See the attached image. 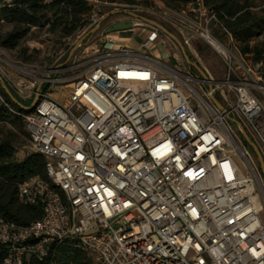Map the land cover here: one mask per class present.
<instances>
[{
    "label": "built area",
    "instance_id": "obj_1",
    "mask_svg": "<svg viewBox=\"0 0 264 264\" xmlns=\"http://www.w3.org/2000/svg\"><path fill=\"white\" fill-rule=\"evenodd\" d=\"M84 1L91 7L85 27L99 23L102 1ZM155 4L158 10L140 5L137 12L160 18L183 47L191 49L193 38L210 45L225 63L223 78L204 71L201 79L151 54L164 43L152 26L137 47L113 46L112 32L103 31L67 60L19 71L18 79L3 70L0 53V82L18 97L32 99L41 81L33 110L22 117L32 150L46 159V178L31 175L17 190L23 204L42 206L41 217L25 226L0 217V264H24L68 238L94 264H264L258 164L230 125L240 122L264 160L262 62L241 54L228 31V45L212 36L214 15L202 0L178 10ZM191 82L204 86L194 101ZM51 85H67L66 94L58 90L63 101L51 96Z\"/></svg>",
    "mask_w": 264,
    "mask_h": 264
},
{
    "label": "trees",
    "instance_id": "obj_2",
    "mask_svg": "<svg viewBox=\"0 0 264 264\" xmlns=\"http://www.w3.org/2000/svg\"><path fill=\"white\" fill-rule=\"evenodd\" d=\"M109 3H133V0H107ZM147 1V0H145ZM167 7L178 10L187 0H160ZM206 10L214 15L213 24L228 31L238 44V51L247 54L253 62H262L264 78V0H202ZM91 7L84 0H12V6L0 7V22L11 29L0 35V46L12 49L18 46L31 28L54 33L58 39L72 38L77 31L88 25L86 15ZM147 16L148 14H142ZM156 21V20H155ZM172 31L163 21L159 22ZM161 36L166 37L159 32ZM44 89V86H42ZM20 102L19 97L12 91ZM21 103V102H20ZM29 113L13 102L3 91L0 82V217L19 226H25L41 217L40 204L27 205L20 202L18 185L31 175L45 179V157L33 150L21 158L15 156L14 138L7 133L28 137L22 115ZM9 126L4 134L3 129ZM242 142L247 145L240 133ZM253 154L251 148L249 147ZM255 156V155H254ZM256 161V157H255ZM62 200L63 193H59ZM6 247L0 244V261ZM24 264H94L92 255L77 238L51 242L41 257L30 256Z\"/></svg>",
    "mask_w": 264,
    "mask_h": 264
},
{
    "label": "rangeland",
    "instance_id": "obj_3",
    "mask_svg": "<svg viewBox=\"0 0 264 264\" xmlns=\"http://www.w3.org/2000/svg\"><path fill=\"white\" fill-rule=\"evenodd\" d=\"M102 4L99 5L95 11L96 17L99 21V28L92 32L90 35H88L86 38L81 40V46L76 47V49L73 51V53H78L83 47H86L87 45H90L94 40L103 33L104 28L110 24L108 22V18L111 16H115L116 18H119L120 20L128 19V16L121 12H115L116 10H125L126 6H133L132 8H127L134 10L135 13L142 15V13L137 12L138 7L140 5H150L148 7L155 6L156 10H158V6L155 4V0H133V3L127 4V3H109L107 0H101ZM105 2V3H104ZM158 8V9H157ZM159 13L162 14L163 10H159ZM144 16V15H142ZM147 18H151L153 20H156L157 22H162V20L155 15L148 14L145 16ZM136 22V20H134ZM112 23V22H111ZM95 25V24H94ZM94 25L84 27L83 29L76 32V34L72 38H62L58 39L54 33H50L46 31V27H43L42 29L38 30L36 28H31L29 33L21 40V42L12 49H7L2 46H0V53L2 54V57L5 61V63L2 65L3 70L9 74L12 78L18 79L22 76L19 71H27V69H32L35 67L38 68H48L50 66H53L57 63L63 62L67 60L68 53L70 49L73 47L74 43L91 27ZM149 24L142 22L140 25H136L135 29L130 28L126 32L130 35V37L133 39L132 41L135 43H140L149 28ZM11 29V25L5 22H0V35L4 34L5 32L9 31ZM172 30V29H171ZM174 35L175 32L171 31ZM209 32L212 34L213 37H215L218 41H220L222 44L228 45L229 39L226 33H223V30L218 27L217 25L210 23L209 24ZM166 36V35H165ZM176 36V35H175ZM177 37V36H176ZM163 45L158 48V46H152L150 53L151 54H157L159 58H161L163 61L173 65L174 67L181 68L182 71H188L190 75L195 76L197 70L194 68L193 65H189L186 63L184 55L182 54V51L179 49V47L175 44V42L169 38L168 36L163 37ZM191 42V49H188L186 46H184V51L190 58L193 64L199 65L204 71H206L205 68L209 70V74L214 79H221L225 75L226 66L222 59V57L206 42L198 39L193 38L190 40ZM237 49L238 44L234 41ZM68 49V52L65 50ZM193 50V52H192ZM156 51V53H155ZM234 52H236L234 50ZM50 93L51 96L58 99L59 101H63V97L58 94V90L62 89V91L66 94L67 91V85H51L50 86ZM190 87L192 89L191 92V99L194 101V99H199L200 96L203 95L204 86L197 85L194 82L190 83ZM20 102L23 106L27 107L31 104L32 99H22L20 98ZM230 125L234 131L235 134L238 135V128L234 124V122L230 119ZM10 128L7 126L3 129L4 134L8 131L7 129ZM7 133L10 138H14V145L16 146L17 150L15 153V156L17 158H21L24 156L26 152H29L32 150L31 145L29 143L28 137H23L20 135H15V133ZM2 134L0 135V137ZM242 141V140H241ZM240 145L241 143L238 142ZM248 146V145H247ZM249 149V146H248ZM236 151H238L236 149ZM239 152L235 155V160L238 163V165L246 170V167L242 165L241 160L238 156ZM252 157L255 161L254 153L252 154ZM254 172L258 178V182L262 189L264 190V177L261 175L258 166L256 165L254 167Z\"/></svg>",
    "mask_w": 264,
    "mask_h": 264
},
{
    "label": "water",
    "instance_id": "obj_4",
    "mask_svg": "<svg viewBox=\"0 0 264 264\" xmlns=\"http://www.w3.org/2000/svg\"><path fill=\"white\" fill-rule=\"evenodd\" d=\"M115 12L124 13V14H126L128 17H130L133 20H120V21L113 22V23H111L109 26H107L104 29V33H111V32H115V31H119V30H123V29H128V28H131L133 25H140L142 22H145V23L149 24L150 26L156 28L158 31H160L164 35H166L169 38H171L175 42V44L179 47V49L182 51V54L184 55L186 63L189 64L190 66L191 65L194 66V68L197 70V73L199 74V77L201 79H207V76H206L204 70L199 65L192 63V61L190 60V58L188 57V55L184 51V47H183L182 43L179 41V39L171 31L166 29L162 24H160L159 22H157V21H155V20H153L151 18H147L145 16L139 15V14L133 12V11H126V10L119 11V10H116ZM134 20H136V22H134ZM98 28H99V23H96L93 27H91L89 30L84 32V34L74 43L73 47L70 49L67 58H69L72 55L73 51L76 49V47L78 46V44H79V42L81 40L86 38L88 35H90L92 32H94ZM1 87H2L3 91L6 93V95L13 102H15L20 107L25 108L28 111H32L33 107H34V104L36 102L37 96H38L39 89L41 87V81L38 82V84L36 86V94L33 97L31 104L29 106H27V107L23 106L18 101V99L13 95V93L10 90V88L8 87V85H6L4 82H1ZM207 89L210 92L211 101L218 108L224 109V107L220 104V102L215 97V93H214V91H212L210 85H208ZM231 120L234 122V124L239 129V131H240L245 143L251 148L252 152L254 153V155L256 157V161H257L258 167H259V171H260L261 175L264 177V160H263V158L261 156V153H260L258 147L251 140V138L246 133V131L242 128L240 122L238 120H236V119H231Z\"/></svg>",
    "mask_w": 264,
    "mask_h": 264
},
{
    "label": "crops",
    "instance_id": "obj_5",
    "mask_svg": "<svg viewBox=\"0 0 264 264\" xmlns=\"http://www.w3.org/2000/svg\"><path fill=\"white\" fill-rule=\"evenodd\" d=\"M107 21L110 22V24H111V22L113 23V22H116V21H120V19L116 18L115 16H111L110 18H108ZM131 28H134V27H131ZM128 29H130V28H128ZM128 29H123V30L112 32V34H113V36L115 38V42H114L113 46H116V45H119V44H127V45H130V46H133V47H137L138 46V43L133 42L132 41L133 39L130 37V35L126 33V32H128L127 31Z\"/></svg>",
    "mask_w": 264,
    "mask_h": 264
},
{
    "label": "bare ground",
    "instance_id": "obj_6",
    "mask_svg": "<svg viewBox=\"0 0 264 264\" xmlns=\"http://www.w3.org/2000/svg\"><path fill=\"white\" fill-rule=\"evenodd\" d=\"M211 43L213 44V46H215L216 48L220 49V50H223L222 47L218 46V44L216 43L215 40L211 39ZM224 51V50H223ZM206 71L209 72V70L207 68H205Z\"/></svg>",
    "mask_w": 264,
    "mask_h": 264
},
{
    "label": "flooded vegetation",
    "instance_id": "obj_7",
    "mask_svg": "<svg viewBox=\"0 0 264 264\" xmlns=\"http://www.w3.org/2000/svg\"><path fill=\"white\" fill-rule=\"evenodd\" d=\"M125 20H133V19H131L130 17H128V19H125Z\"/></svg>",
    "mask_w": 264,
    "mask_h": 264
}]
</instances>
